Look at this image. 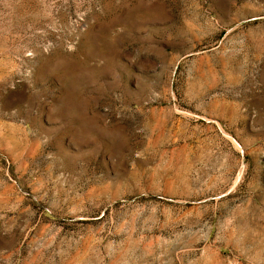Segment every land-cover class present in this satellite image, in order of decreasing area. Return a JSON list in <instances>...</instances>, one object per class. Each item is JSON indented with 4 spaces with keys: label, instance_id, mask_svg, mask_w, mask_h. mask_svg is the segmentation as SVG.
Here are the masks:
<instances>
[{
    "label": "rangeland",
    "instance_id": "rangeland-1",
    "mask_svg": "<svg viewBox=\"0 0 264 264\" xmlns=\"http://www.w3.org/2000/svg\"><path fill=\"white\" fill-rule=\"evenodd\" d=\"M0 264H264V0H0Z\"/></svg>",
    "mask_w": 264,
    "mask_h": 264
}]
</instances>
